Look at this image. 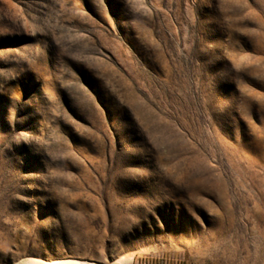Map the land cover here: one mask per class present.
<instances>
[{
	"label": "rangeland",
	"instance_id": "374dc122",
	"mask_svg": "<svg viewBox=\"0 0 264 264\" xmlns=\"http://www.w3.org/2000/svg\"><path fill=\"white\" fill-rule=\"evenodd\" d=\"M264 264V0H0V264Z\"/></svg>",
	"mask_w": 264,
	"mask_h": 264
},
{
	"label": "bare ground",
	"instance_id": "6f19581e",
	"mask_svg": "<svg viewBox=\"0 0 264 264\" xmlns=\"http://www.w3.org/2000/svg\"><path fill=\"white\" fill-rule=\"evenodd\" d=\"M65 262L59 261V262H52V263H47V264H64ZM68 263H76V264H89L86 261H72Z\"/></svg>",
	"mask_w": 264,
	"mask_h": 264
}]
</instances>
